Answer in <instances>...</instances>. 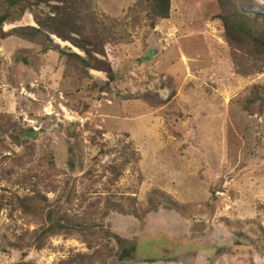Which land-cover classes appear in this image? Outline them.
I'll use <instances>...</instances> for the list:
<instances>
[{
	"label": "rangeland",
	"instance_id": "374dc122",
	"mask_svg": "<svg viewBox=\"0 0 264 264\" xmlns=\"http://www.w3.org/2000/svg\"><path fill=\"white\" fill-rule=\"evenodd\" d=\"M90 2L96 38L82 0H22L0 27V264H264V50L228 44L219 0H170L154 27L141 0ZM38 21L63 36L45 53L16 33ZM82 48L95 67L60 53ZM47 210L75 228L37 248Z\"/></svg>",
	"mask_w": 264,
	"mask_h": 264
},
{
	"label": "trees",
	"instance_id": "16d2710c",
	"mask_svg": "<svg viewBox=\"0 0 264 264\" xmlns=\"http://www.w3.org/2000/svg\"><path fill=\"white\" fill-rule=\"evenodd\" d=\"M143 1L148 9L147 18L149 19V25L154 27L156 21L159 19H166L169 16L170 10V0H141ZM222 5V13L217 16L218 20L220 21L224 36L226 41L231 47H235L236 45H242L243 43H247L246 45H251L253 49H263L264 50V15L258 13H245L239 9L235 0H219ZM6 8L0 12V27L3 23L8 20L12 19V13L10 11L11 8L20 7L21 12L23 11V4L22 0H6ZM82 7H83V16L81 19L84 21L86 25L90 26L91 32L96 38L97 34L103 33L107 31V26L105 23L100 21L97 15L91 10V2L90 0H82ZM260 20V21H259ZM259 23V24H258ZM39 28H34L31 26L21 27L16 30V33L19 36L33 39L37 41L40 46V51L45 53L51 49V47L47 44L45 33L49 34H56L60 37L62 36V32L55 27L47 26L46 24L37 22ZM256 25H259L256 27ZM85 54L88 55L89 60L85 61L80 57L76 56L75 54H69L60 52L62 56L65 57V61L68 64L77 63L75 66L76 70H84L86 67H95L90 62V54L89 51L85 48H82ZM77 62H76V61ZM100 68V67H99ZM110 73H109V76ZM264 99V87L259 85H254L250 88L248 94V101L249 103L254 102L257 99ZM128 162V161H126ZM158 208V204L154 200L153 197L148 196V206L141 210V213H137L136 209L134 208L130 214L133 215L135 218L140 219L143 214L156 210ZM170 209V207H167ZM46 219H48L49 224L47 227L42 228L40 233L34 234V245L37 248H40L42 244V239L49 236L51 233L56 232L58 230H68L75 228V226L66 222H60V220H54L51 215V212L47 210ZM104 234L115 240L119 252L120 259L126 258H133L134 251H135V243L132 241L125 240L118 236L117 234L111 233L109 231L104 230Z\"/></svg>",
	"mask_w": 264,
	"mask_h": 264
}]
</instances>
